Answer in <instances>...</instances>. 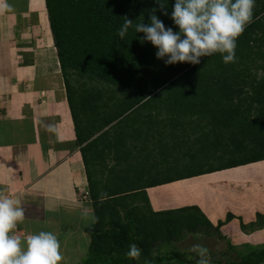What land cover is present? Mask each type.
Here are the masks:
<instances>
[{"label": "trees", "instance_id": "trees-1", "mask_svg": "<svg viewBox=\"0 0 264 264\" xmlns=\"http://www.w3.org/2000/svg\"><path fill=\"white\" fill-rule=\"evenodd\" d=\"M44 1L96 218L86 229L90 244L79 264L147 263L154 243L199 225L211 226L197 206L153 211L147 199L142 207L127 203V193L142 184L173 178L158 177L151 169L160 164L145 155L163 134L166 113L218 119L222 124L217 128L234 129L241 120L234 115L247 111L251 116L242 118L241 127L230 130L231 136L224 134L236 156L230 161L264 159V0H255L252 22L237 40L234 63L225 64L217 53L196 65H165L155 55L157 48L142 43L144 34L134 27L125 40L116 35L127 18L133 25L147 24L154 9L166 27L177 30L170 18L175 0H162L163 8L156 0ZM235 131L240 140H233ZM133 243L142 250L139 259L126 255ZM230 250L225 262L206 264H264V245L242 254ZM167 260L199 264L204 259L175 251ZM160 261L158 255L153 259Z\"/></svg>", "mask_w": 264, "mask_h": 264}, {"label": "crops", "instance_id": "crops-1", "mask_svg": "<svg viewBox=\"0 0 264 264\" xmlns=\"http://www.w3.org/2000/svg\"><path fill=\"white\" fill-rule=\"evenodd\" d=\"M2 2L10 7L0 11V196H12L24 209L11 235L23 241L52 232L61 243L60 264H75L74 256L81 258L89 248L86 229L94 223V211L82 195L89 187L45 1ZM189 118L187 127L222 124ZM215 146L223 158L235 159L232 149H223L226 143ZM230 162L178 172L153 186L141 183L127 193V203L142 207L147 199L153 211L199 207L228 238L237 237L212 259L224 262L231 245L249 250L264 245V159Z\"/></svg>", "mask_w": 264, "mask_h": 264}, {"label": "clouds", "instance_id": "clouds-1", "mask_svg": "<svg viewBox=\"0 0 264 264\" xmlns=\"http://www.w3.org/2000/svg\"><path fill=\"white\" fill-rule=\"evenodd\" d=\"M156 2L161 8L165 5L162 0ZM254 6L255 0H175L170 18L177 30L166 27L154 9L147 24L133 25L127 18L116 29V35L119 40H125L129 29L134 27L136 33L144 34L142 43L151 42L157 48L155 55L165 65L181 62L196 65L201 63L202 57L217 53L225 64L234 63L237 40L252 22ZM9 7L0 0V11ZM163 14L169 15L166 10ZM49 130L57 131L55 127ZM86 191L82 190V194ZM18 205L12 196H0V264H60L63 257L56 234L40 231L23 241L19 236L11 235L25 215ZM92 219L95 222L96 218ZM141 253L142 250L133 243L126 255L139 259ZM200 264H206V261L201 260Z\"/></svg>", "mask_w": 264, "mask_h": 264}, {"label": "rangeland", "instance_id": "rangeland-1", "mask_svg": "<svg viewBox=\"0 0 264 264\" xmlns=\"http://www.w3.org/2000/svg\"><path fill=\"white\" fill-rule=\"evenodd\" d=\"M261 74L263 73L261 72ZM253 110H256L254 105L251 112H253ZM174 112L175 111H170V113H166L168 116L165 118H167L166 120L168 121L164 124L163 134H158L155 142L152 143L153 146L148 148L145 152L147 157L148 155H153L151 158L155 160L156 163L160 164L158 166L154 165V168H152L151 171L154 170V172H157L158 177H165L167 175H175L178 172H193L213 163L219 164L230 161V159L223 158L224 154L218 153V145H215L217 143L227 144L229 139L225 138L224 134L227 133L231 136L229 131L233 128H207L204 126L187 127L185 126V121L187 119L185 118L187 117L186 114H174ZM244 116L251 115L247 111L241 113L239 116L234 115V118L241 119L240 122L239 120L233 119L236 120L234 122V129H239V127H241V121L244 120L242 119ZM190 119L193 118L191 117L188 120ZM248 123L249 122L246 124ZM236 125L239 127H236ZM212 134L214 135L212 136ZM240 138L241 135L236 133L233 140H240ZM214 141L216 142L214 143ZM243 142L246 143L247 140H244ZM228 145V147L226 146L223 149L229 150L231 147L229 143ZM152 159L151 161H153ZM236 238L233 237V235L228 238L225 230L221 229V227L214 226L213 224H211L210 228L199 225L196 227L195 231H185L180 236H175L169 240H162V242L158 241L154 243L151 249H149L151 257L148 262H139L138 264H167L170 262V260H167L168 256H171L175 251L183 252L187 258L191 259L200 256L201 259L203 258L204 261H206V263H209L215 255L219 254L217 252L220 250H223L224 252L228 246V242L231 244ZM231 247L234 246L231 245ZM234 248L241 254L246 253L249 250V248L244 247V244L243 246L242 244L237 245V247ZM228 251L226 257L229 256V253H232V250L228 249ZM87 254L88 249H85L84 255L81 258L74 256L75 264L82 262L87 257ZM156 255L161 257L159 263H153V259ZM234 257H236V254L233 258ZM179 262L173 261L172 264H180ZM192 264H196V262H193Z\"/></svg>", "mask_w": 264, "mask_h": 264}, {"label": "built area", "instance_id": "built-area-1", "mask_svg": "<svg viewBox=\"0 0 264 264\" xmlns=\"http://www.w3.org/2000/svg\"><path fill=\"white\" fill-rule=\"evenodd\" d=\"M82 195H83V198H87V197H88V192L86 191V192H84ZM82 195H81V196H82Z\"/></svg>", "mask_w": 264, "mask_h": 264}, {"label": "bare ground", "instance_id": "bare-ground-1", "mask_svg": "<svg viewBox=\"0 0 264 264\" xmlns=\"http://www.w3.org/2000/svg\"><path fill=\"white\" fill-rule=\"evenodd\" d=\"M52 18V17H51ZM58 27V26H57ZM58 33V32H57Z\"/></svg>", "mask_w": 264, "mask_h": 264}, {"label": "water", "instance_id": "water-1", "mask_svg": "<svg viewBox=\"0 0 264 264\" xmlns=\"http://www.w3.org/2000/svg\"><path fill=\"white\" fill-rule=\"evenodd\" d=\"M235 255V254H234ZM225 262V261H224Z\"/></svg>", "mask_w": 264, "mask_h": 264}]
</instances>
